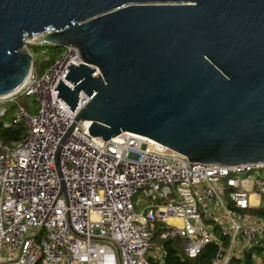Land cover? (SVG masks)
<instances>
[{
	"label": "water",
	"instance_id": "obj_1",
	"mask_svg": "<svg viewBox=\"0 0 264 264\" xmlns=\"http://www.w3.org/2000/svg\"><path fill=\"white\" fill-rule=\"evenodd\" d=\"M35 44L84 61L54 87L76 112L61 144L89 120L93 136H147L190 164L264 162V0H0V97L29 76Z\"/></svg>",
	"mask_w": 264,
	"mask_h": 264
},
{
	"label": "built area",
	"instance_id": "obj_2",
	"mask_svg": "<svg viewBox=\"0 0 264 264\" xmlns=\"http://www.w3.org/2000/svg\"><path fill=\"white\" fill-rule=\"evenodd\" d=\"M70 62L84 63L71 45L45 73L33 65L18 89L0 97V116L16 104L4 126H25L18 141L0 137V264H150L151 251L161 249L157 233L181 239L189 257L215 242L216 264H236L246 245H262L264 219L230 205H262L264 162L190 164L147 136H93L89 120L77 122L61 144L76 112L54 87L58 80L72 86L65 79ZM26 96L35 98V112L23 103ZM90 98L81 91L78 110Z\"/></svg>",
	"mask_w": 264,
	"mask_h": 264
},
{
	"label": "trees",
	"instance_id": "obj_3",
	"mask_svg": "<svg viewBox=\"0 0 264 264\" xmlns=\"http://www.w3.org/2000/svg\"><path fill=\"white\" fill-rule=\"evenodd\" d=\"M29 48L34 57V67L39 75L45 73L56 62L64 50V48H57L45 44L30 45ZM22 101L29 111H36L37 102L33 96H26ZM15 107L16 104L11 103L7 115L0 116V137L7 143L20 140L25 131L23 123L12 124L10 127L4 126L5 121L12 120ZM230 208L233 212L241 215H251L264 219V203L259 207L244 210L233 205H230ZM215 230L218 232L217 228ZM153 241L155 244L161 246V255L156 257L149 255L150 264H216L217 244L215 242L206 245L196 257H189L185 253L182 240L179 238L161 240L157 233ZM255 256L256 258H254ZM234 260L236 264H264V238L262 239V245L260 247L246 248L240 255H236Z\"/></svg>",
	"mask_w": 264,
	"mask_h": 264
},
{
	"label": "rangeland",
	"instance_id": "obj_4",
	"mask_svg": "<svg viewBox=\"0 0 264 264\" xmlns=\"http://www.w3.org/2000/svg\"><path fill=\"white\" fill-rule=\"evenodd\" d=\"M261 202L264 203V200H262ZM242 245L244 247L246 245L245 242L242 241ZM246 248H250V246L249 245H246ZM151 252L153 253V255H156V256H160L161 255V252L160 251H154V250H152ZM243 252H244V250H243ZM254 258H256V256Z\"/></svg>",
	"mask_w": 264,
	"mask_h": 264
},
{
	"label": "crops",
	"instance_id": "obj_5",
	"mask_svg": "<svg viewBox=\"0 0 264 264\" xmlns=\"http://www.w3.org/2000/svg\"><path fill=\"white\" fill-rule=\"evenodd\" d=\"M253 201H254V205H255L256 204V201H257L255 197L253 198Z\"/></svg>",
	"mask_w": 264,
	"mask_h": 264
}]
</instances>
